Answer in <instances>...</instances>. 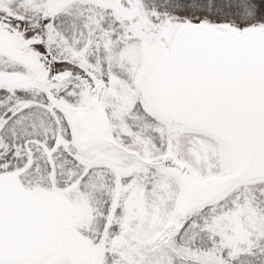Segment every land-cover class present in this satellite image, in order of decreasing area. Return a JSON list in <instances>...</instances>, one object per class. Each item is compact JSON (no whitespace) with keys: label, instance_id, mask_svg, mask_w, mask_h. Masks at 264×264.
<instances>
[{"label":"snow or ice","instance_id":"obj_1","mask_svg":"<svg viewBox=\"0 0 264 264\" xmlns=\"http://www.w3.org/2000/svg\"><path fill=\"white\" fill-rule=\"evenodd\" d=\"M0 264H264V0H0Z\"/></svg>","mask_w":264,"mask_h":264}]
</instances>
